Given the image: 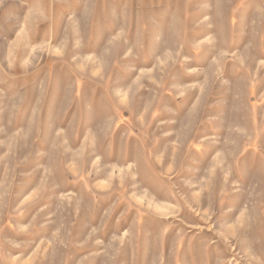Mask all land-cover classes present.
Masks as SVG:
<instances>
[{"label": "rangeland", "instance_id": "obj_1", "mask_svg": "<svg viewBox=\"0 0 264 264\" xmlns=\"http://www.w3.org/2000/svg\"><path fill=\"white\" fill-rule=\"evenodd\" d=\"M0 264H264V0H0Z\"/></svg>", "mask_w": 264, "mask_h": 264}]
</instances>
